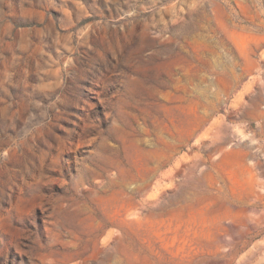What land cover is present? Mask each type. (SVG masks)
<instances>
[{"label":"rangeland","instance_id":"1","mask_svg":"<svg viewBox=\"0 0 264 264\" xmlns=\"http://www.w3.org/2000/svg\"><path fill=\"white\" fill-rule=\"evenodd\" d=\"M0 264H264V0H0Z\"/></svg>","mask_w":264,"mask_h":264}]
</instances>
